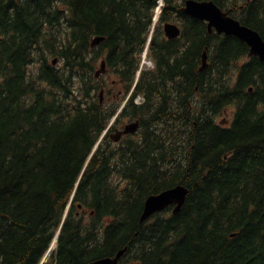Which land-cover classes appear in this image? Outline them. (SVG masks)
Wrapping results in <instances>:
<instances>
[{"label": "trees", "instance_id": "16d2710c", "mask_svg": "<svg viewBox=\"0 0 264 264\" xmlns=\"http://www.w3.org/2000/svg\"><path fill=\"white\" fill-rule=\"evenodd\" d=\"M184 1L163 0L149 68L160 0H0V264H40L56 235L44 264H264V61ZM214 1L264 38V0ZM180 183L181 211L140 223Z\"/></svg>", "mask_w": 264, "mask_h": 264}, {"label": "water", "instance_id": "95a60500", "mask_svg": "<svg viewBox=\"0 0 264 264\" xmlns=\"http://www.w3.org/2000/svg\"><path fill=\"white\" fill-rule=\"evenodd\" d=\"M160 10V8H158ZM181 11L193 18L206 21L208 24L209 32L216 31L218 34L233 35L246 42L250 47L249 55L258 56L261 61H264V38L259 31L243 24L240 20L234 18L228 11L223 10L214 0H185L184 5L181 7ZM158 17V13L156 18ZM165 34L169 39L177 38L181 35V26L175 22H166L164 24ZM105 36H96L92 39V46L99 45ZM57 58L53 60L56 64ZM208 52L204 51L202 57L201 70L207 68ZM107 71L106 61L103 60L101 67L96 71V77H99L101 73ZM253 87L250 88L252 90ZM101 102L104 99V90L100 93ZM141 121L139 119L132 120L124 125L123 128L117 129L111 133V137L114 141L121 140L123 135L136 134L140 129ZM106 132V131H105ZM104 132V134H105ZM190 189L183 183L177 184L173 187L164 189L158 193L149 195L145 201L144 209L140 216V223H144L151 218L157 212L164 211L170 206H173V213L178 214L183 208ZM128 246L118 250L114 255L105 256L96 260L90 261L87 264H119L121 258L127 252ZM46 258L44 259V261ZM43 261V262H44ZM43 262L41 264H43ZM126 264H141L139 261H131Z\"/></svg>", "mask_w": 264, "mask_h": 264}, {"label": "rangeland", "instance_id": "374dc122", "mask_svg": "<svg viewBox=\"0 0 264 264\" xmlns=\"http://www.w3.org/2000/svg\"><path fill=\"white\" fill-rule=\"evenodd\" d=\"M174 22H177V21H174ZM177 23H179V22H177ZM161 28H162V30H163V24H162ZM246 59H247V58H246ZM57 63H60V62H57ZM240 63H243V60H241ZM143 64H144L145 66H148L149 68H152V67L154 66V65H153V62H152L151 60H149L148 58H146V57H144ZM104 97H105V96H104ZM140 99H141V97H138V100H139V101H140ZM226 116L231 117L230 114H222L221 116H218L217 120L220 121L221 119H223V118L226 117ZM127 121H128V120H127ZM124 124H125L124 122H121V123L119 124V127H123Z\"/></svg>", "mask_w": 264, "mask_h": 264}, {"label": "flooded vegetation", "instance_id": "af4514ba", "mask_svg": "<svg viewBox=\"0 0 264 264\" xmlns=\"http://www.w3.org/2000/svg\"><path fill=\"white\" fill-rule=\"evenodd\" d=\"M163 32H164V34H165L164 25H163ZM165 36H166V35H165ZM166 38L169 39L167 36H166ZM172 39H174V38H172ZM226 124H227V123H226Z\"/></svg>", "mask_w": 264, "mask_h": 264}, {"label": "bare ground", "instance_id": "6f19581e", "mask_svg": "<svg viewBox=\"0 0 264 264\" xmlns=\"http://www.w3.org/2000/svg\"><path fill=\"white\" fill-rule=\"evenodd\" d=\"M110 136V135H109ZM55 250V249H54ZM93 261V260H92Z\"/></svg>", "mask_w": 264, "mask_h": 264}]
</instances>
